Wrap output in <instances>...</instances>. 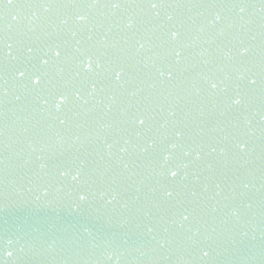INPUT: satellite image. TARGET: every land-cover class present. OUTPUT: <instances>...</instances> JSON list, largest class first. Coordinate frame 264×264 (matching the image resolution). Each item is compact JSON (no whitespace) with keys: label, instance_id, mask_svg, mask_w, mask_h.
<instances>
[{"label":"water","instance_id":"obj_1","mask_svg":"<svg viewBox=\"0 0 264 264\" xmlns=\"http://www.w3.org/2000/svg\"><path fill=\"white\" fill-rule=\"evenodd\" d=\"M0 264H264V0H0Z\"/></svg>","mask_w":264,"mask_h":264},{"label":"snow or ice","instance_id":"obj_2","mask_svg":"<svg viewBox=\"0 0 264 264\" xmlns=\"http://www.w3.org/2000/svg\"><path fill=\"white\" fill-rule=\"evenodd\" d=\"M9 2H11V0H9ZM57 55H59V53H57ZM45 63H46V61H45ZM87 67H90V65H88ZM21 75H24V72H21ZM32 83H33V84H39V83H41V79H40V77L38 76L36 79L32 80ZM171 175H172L173 177H175V176L177 175V173H176L175 171H173V172L171 173ZM81 199H84V197H81ZM184 218L187 219L186 216H185ZM9 255H11V253H9ZM205 255H207V253H205Z\"/></svg>","mask_w":264,"mask_h":264}]
</instances>
